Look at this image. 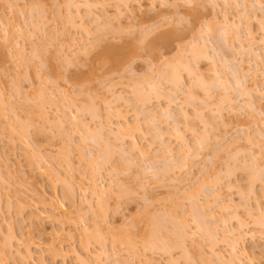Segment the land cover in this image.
Returning a JSON list of instances; mask_svg holds the SVG:
<instances>
[{"label": "rangeland", "instance_id": "obj_1", "mask_svg": "<svg viewBox=\"0 0 264 264\" xmlns=\"http://www.w3.org/2000/svg\"><path fill=\"white\" fill-rule=\"evenodd\" d=\"M115 1L117 2L90 0L89 4L94 6L88 4L92 7H89L91 11H88L92 12H89L90 15L95 16H88L87 7H81L82 4H79L78 11L75 10L76 6H73L75 9L70 7L71 13L75 14V23L78 24L76 27L86 26V23L88 28L90 26L89 32L85 33L79 28L74 29L68 21L67 6L70 0H0V264H39L41 260L47 259L48 253L45 250L51 245L52 238L49 235H40L41 229L47 233L60 230L59 235L62 236L61 241L66 250L80 251L83 256H90L91 260H95L96 264H166L172 260H175L174 264H224L212 256L214 249L224 260L229 258V245L223 239L224 230L234 228L239 231L241 222L248 225L243 224V227L247 228H242L241 232L255 229V215L254 212L247 213V208L250 207H247V202L256 205V198L247 194L253 193L256 188V191L261 190V203L257 202L264 208V97L260 99L257 93L253 94L258 87L264 89L261 76L264 74V0H216L213 3L212 0H165L166 3L161 0H140L138 4L135 0H128L127 3L122 0L126 3L125 6ZM79 15H82L81 18ZM96 15L99 16L100 22L97 20L99 18L95 19ZM88 17L93 18L87 20ZM82 18L86 21L81 20ZM219 22L231 26H226L229 28L226 30L227 34L220 29ZM156 26L162 28L156 34L159 36L166 32V39H154L157 36L155 33L151 35L153 32L150 30ZM249 33L257 39V53L262 56L260 61L246 55L247 51L241 56L235 48L237 39H241L247 50ZM107 45L115 47L113 59L110 58L111 55L102 54L104 47L106 51L109 50ZM204 51L210 62L208 58L204 60ZM198 53L204 55L203 58ZM181 54L182 58L192 56V60L198 62L193 61L195 63L191 62L192 65L189 63L192 60L188 62L186 57L182 60L179 56ZM176 57L182 60L179 62L182 63L181 69L188 64L187 66L191 65L195 70L192 68L193 78L188 76V72V75L186 74V70L182 71L185 87L180 86L183 91L179 89L181 92L177 90L172 93L171 90L167 92L172 87L170 83L165 84V81H168L159 76L162 77L164 73L162 70L165 68V62H173ZM226 60L232 69L225 70L223 62ZM183 61L186 64H183ZM244 61H250L253 65L248 66ZM196 63L197 66H194ZM214 63H217L216 67ZM211 64L214 70L218 66V71H221L222 76L229 77L228 80H231L232 84L233 71L239 69V65H244L245 73L251 74L246 79L247 87L250 91L255 89L252 91L255 96H252L253 101H256L258 111L263 114L258 115L249 109L248 105L246 106V97L237 98L233 90L235 83L233 88L230 85L227 89L214 88L215 91L212 88L210 91L206 89L208 86L203 88L204 86L199 85L195 81L199 73L195 71L199 70L200 74L202 72L205 75L203 76L211 81L215 72H212ZM197 67L199 68L196 70ZM138 84L147 88L140 87L144 93L142 90L138 92L143 93L141 96L145 100L138 99ZM149 84L152 87L156 84L159 86L150 89ZM158 87L160 91L157 90ZM231 88L232 90H229ZM226 90L230 93L228 100H238L229 103L226 95L224 96ZM166 92L167 95H178V111L184 108L183 113L186 114L187 111V114H190V119L185 115V118H188L186 121L184 115V119H181V114L175 112L180 114L177 115L182 122L178 119L180 128L174 123L173 128L172 121L161 117L163 115L160 109L167 107L168 103V96H163ZM110 105L116 111L123 112L122 117H111L110 114H115V109H109ZM8 106L13 107L14 113ZM205 106L213 112L209 113ZM147 107L158 119V124L162 122L159 126L165 129L162 130L164 133H160L161 130L157 132L155 123H150L152 121L146 120L148 126L144 124L142 113L149 112ZM216 108L221 109L220 112ZM142 109L144 111L141 113ZM196 109H202V112L204 110V117L201 116L202 112L198 111L199 115L196 114ZM93 111L99 112L97 118ZM70 112L79 116L78 122L84 123L91 132H88V129L82 130L78 124L67 118L66 115H70ZM138 112L141 116L137 115ZM214 112L219 113L213 115ZM217 115L220 121L215 119ZM138 117L143 119L139 124ZM197 117L202 118L199 120ZM201 119L205 120L207 125L211 123L213 126H202L205 123H202ZM60 121L64 122L63 127L58 125ZM99 121L105 127L103 124V127H100ZM123 122H130V126L137 124V127L144 129V135L137 136L145 147L144 152L150 154L145 157H149L145 158L140 152L132 150L130 155H122V158L125 156L124 161H129V156H132V164L131 161L126 162L129 165L122 161V153H117L116 150H119L117 146L123 140V134L119 131L121 136H118L119 133L115 132L118 131L117 127L113 125H122ZM106 127L113 128L115 133L113 130L110 133L111 128L105 129ZM192 127L197 134L192 132ZM203 127L207 128V132ZM100 128L105 129L101 130L102 133L105 132L103 136L107 132L112 134L111 136L107 133L105 138L101 137L108 142L90 140L97 138ZM175 128L177 131L183 128L181 132L185 133L188 143L193 146L190 147V153L194 159H185V154V158L183 155L179 158L180 155L175 154L179 167L174 163L172 168L166 169V166H163L165 161H157V158L162 154L160 149L169 146L167 144L179 154L181 144L178 142V132L173 133ZM159 134L166 137H159ZM198 134H202V142V137H198ZM156 136L160 140H166V145H162L159 139L157 141ZM196 136L201 137L199 142ZM116 137L122 138L120 140ZM125 139L120 146L124 144L125 149H128L127 146L130 149V142ZM196 143L201 144L198 146ZM109 144L116 150H108ZM107 150L110 151V156L106 158L104 154ZM40 156L47 162L40 164ZM103 157L106 160H103ZM101 161L105 162L100 164ZM153 161L159 169L155 176L145 170L151 165L156 166ZM44 165L53 167L60 174L55 182H52V179H55L52 175L47 176V172L42 174L41 168ZM97 165L99 168L103 165L101 171ZM95 168L99 170L95 171ZM256 171L261 180L255 174ZM253 177L259 178L257 182ZM253 184L255 188L252 187ZM211 189L218 199H215L216 195L210 196ZM95 190H102V193L94 195ZM54 197L64 200L67 211L65 218H62L61 212L54 209ZM194 202L199 204H195L196 210L207 202L209 208L202 206L203 209H209L212 214L224 217L227 221L225 228L216 226L217 228L213 229L215 234H218V243L213 249L208 243L209 240L202 237L204 235L201 236V232L195 228L193 219L198 218L199 212L196 213L195 207L191 205ZM208 202L211 203L210 206ZM102 203L108 208L106 211L98 209V205ZM224 206L226 209H222ZM179 220L188 221L192 228L190 231L193 235L187 238L184 245L177 244L176 239L171 238L172 228ZM96 225L100 226L102 237L97 235ZM260 230L255 229V240L241 243V249L246 248L249 256L241 257L243 264H264V230H261L262 235ZM151 236L155 239L152 240L155 242L152 248L148 246V243L152 242ZM123 238H129L136 249L129 251L124 245L125 239L122 241ZM29 239H34L37 246L31 247L33 258L25 261L19 252L25 254L28 245L25 241ZM86 239L89 240L88 248L83 247ZM147 239L150 242H147ZM160 240H165L163 243L167 247L170 245V248L162 247ZM174 241L176 243H173ZM146 243L147 247L144 246ZM55 246L59 247V242H56ZM72 260L69 257L66 264H77ZM51 263L62 264L61 261Z\"/></svg>", "mask_w": 264, "mask_h": 264}, {"label": "bare ground", "instance_id": "obj_2", "mask_svg": "<svg viewBox=\"0 0 264 264\" xmlns=\"http://www.w3.org/2000/svg\"><path fill=\"white\" fill-rule=\"evenodd\" d=\"M89 1L90 0H76V1H74V0H70V4L68 3V10H69V13H68V21H69V23H71L72 24V26H74V29H75V27H76V25H78V24H76L75 22V19H74V17L75 16H73V15H75V14H72L71 12H72V10H70V7H72L73 9H75L74 7L76 6V9L75 10H79L80 8H79V6L81 5V7H83V8H86L87 9V11L90 9V8H92L94 5H92L91 3L89 4ZM124 1V0H123ZM127 1L128 0H125V2L127 3ZM136 1V3L138 4V2H140V0H135ZM134 1V2H135ZM165 2V0H161V2L162 3H164ZM216 0H212L211 1V3H213V2H215ZM81 2V3H80ZM117 2L119 3V4H124V6L126 5V3H123L122 2V0H120V1H118L117 0ZM116 1H115V3H117ZM121 2V3H120ZM84 3V4H83ZM132 3H133V1H132ZM166 3V2H165ZM80 4V5H79ZM88 4L89 5H91V6H88ZM217 5V4H216ZM74 6V7H73ZM127 6H129V5H127ZM214 6H215V4H214ZM90 7V8H89ZM71 8V9H72ZM95 8V7H94ZM126 8V7H125ZM77 10V11H78ZM93 10V9H92ZM86 11V10H85ZM90 11H91V9H90ZM90 11H88V14H89V12ZM92 12H90V14H91ZM88 15V16H95V14L94 15ZM77 15V14H76ZM80 16V15H79ZM82 16V15H81ZM81 16H80V18H81ZM84 16V15H83ZM86 16H87V13H86ZM86 16H84L85 18H86ZM85 18H82L81 20H85ZM89 18H91V17H88L87 18V20L89 19ZM93 18V17H92ZM92 18L90 19V20H92ZM97 18H99V16L97 17V15H96V18L95 19H97ZM25 20H27V17H26V19ZM29 20V19H28ZM30 20H31V18H30ZM29 20V22H31ZM89 20V21H90ZM97 20H99V22H100V18L99 19H97ZM86 21V20H85ZM95 20H93L92 22H94ZM83 22V21H82ZM97 22V21H96ZM98 22V23H99ZM179 22V21H178ZM32 23V22H31ZM30 23V24H31ZM95 23V22H94ZM169 23V22H168ZM176 23V22H175ZM83 24H85V22L83 23ZM165 24H167V23H165ZM177 24V23H176ZM80 25H82V24H80ZM170 25V24H169ZM219 27H220V29L221 30H223V32H225L226 30H229V28H227V27H230L231 28V26H229V24L228 23H226L225 24V22H223V23H221V22H219ZM263 25V24H262ZM100 26H101V24H100ZM154 26V25H153ZM152 26V27H153ZM166 26V25H165ZM227 26V27H226ZM233 26V25H232ZM151 27V28H152ZM79 28V26L78 27H76V29H78ZM161 27H157L156 26V28L154 27V28H152L150 31H151V33L153 32V34H151V33H149L148 31H146V32H148L149 34H151V35H155L156 34V32L157 31H159L160 32V30L162 29H160ZM82 30V31H84L85 33H88L89 32V30H90V26H89V28H88V25H87V23H86V26H84V25H82V27L81 28H79V30ZM150 29V28H149ZM148 29V30H149ZM239 29V28H238ZM80 30V31H81ZM222 32V31H221ZM155 33V34H154ZM158 33V32H157ZM226 34H227V31L225 32ZM108 34V33H107ZM117 34V33H116ZM120 34V33H119ZM106 35V34H105ZM145 35H147V33L145 34ZM151 35H149V36H151ZM104 36V35H103ZM107 36V35H106ZM112 36V35H111ZM156 36L157 37H154V39L156 40V39H166L167 37V33L165 32V33H161V35H159L158 36V34H156ZM169 36V35H168ZM249 36L250 37H248V38H250V42H249V46H248V48H247V50H245L246 49V46L244 47L243 46V43H242V41H241V39H237V38H240V37H237L236 39L238 40L237 41V46H235V48L238 50V54H240L241 56H243L244 55V53H245V51H247V54L246 55H250V56H253L252 58L254 59H256V60H258L259 59V61L261 60L260 59V57H262L261 56V54H259V53H257V48H256V41H257V39L255 38V36L251 33H249ZM105 37V36H104ZM103 37V38H104ZM148 37V36H147ZM106 38V37H105ZM118 39V38H117ZM264 39V38H263ZM111 40V39H110ZM115 40V39H114ZM101 41V40H100ZM107 41V40H106ZM111 41H113V40H111ZM109 42V41H108ZM114 42V41H113ZM261 42H262V40H261ZM104 43V42H103ZM263 43V42H262ZM109 44V43H108ZM99 45V44H98ZM198 45V44H197ZM137 46V45H136ZM192 46H193V44H192ZM202 46V45H201ZM203 46H205V45H203ZM104 47V46H103ZM109 47V48H108ZM120 47V46H119ZM123 47V46H122ZM200 47V46H199ZM138 48V47H137ZM193 48H194V46H193ZM204 48H206V46L204 47ZM107 49H109V50H107L106 51V49H105V47L103 48V50H102V54L104 53L105 55H111L110 56V58L111 59H113L114 58V56H115V47L113 46H108L107 45ZM119 49V48H118ZM190 49H192V48H190ZM189 49V50H190ZM120 50V49H119ZM180 51H181V49H179ZM192 50H194V49H192ZM199 50H200V48H199ZM106 51V52H105ZM183 51V50H182ZM113 52V53H112ZM192 52H194V51H192ZM178 53H179V51H178ZM177 53V54H178ZM195 53H196V51H195ZM202 53V52H201ZM204 53V55H205V59L204 60H206L208 57L206 56V51H204L203 52ZM180 54V53H179ZM237 54V55H238ZM190 55H192V53H190ZM198 55H201V54H199L198 53ZM197 55V56H198ZM203 55V56H204ZM176 56H178V55H176ZM179 56H181V58H182V54L181 55H179ZM194 56V55H193ZM202 56V55H201ZM201 56H198V57H201ZM203 56H202V58H203ZM185 57L186 56H183V58L185 59ZM192 56H190V58H189V56L188 57H186V61H190V59L192 60V58H191ZM194 57H196V55L194 56ZM211 57V56H210ZM102 58V57H101ZM116 59H118V57L116 56L115 57ZM177 58V59H176ZM176 58H174L173 60V62L170 60H165L166 62H165V64H164V66H165V68H167L166 70H162V71H164V73H163V75H167L166 77L165 76H163L162 75V77L161 76H159V78H161L162 80L163 79H165V80H167L168 82H166L165 81V84L166 83H170V86H172L171 88H167L168 89V91H167V89H166V91L167 92H169L170 90L172 91V93H175L177 90H181L182 89V91H183V88H181L180 86H184L185 84H183V82L185 81V77H183V75H182V71H185L186 72V74H187V72H188V74H190V75H188L189 77H191V78H193L192 77V75L191 74H194L193 72V69L192 68H194V67H192L191 68V65L190 66H185V67H183V68H185L184 70H183V68L181 69L180 67H181V65H182V63L180 64L179 62H181L182 60H183V58H182V60L180 59V57H176ZM189 60H188V59ZM201 58V59H202ZM195 59H197V58H195ZM199 59V58H198ZM201 59H199V60H201ZM254 59V60H255ZM115 60V59H114ZM181 60V61H180ZM210 60V58H208V61ZM212 60H213V58H212ZM215 60V59H214ZM250 61H252V59H249ZM253 60V62L255 63V61ZM102 61V60H101ZM104 61H106L105 59H104ZM118 61V60H117ZM164 61V60H163ZM193 61H195V60H192V61H190L189 63L190 64H192L191 62H193ZM197 61V60H196ZM195 61V62H196ZM223 61V60H222ZM250 61H244L243 63L244 64H246V65H248V66H251V65H253V64H251V62ZM187 62V63H188ZM195 62H193V64L195 63ZM198 62V61H197ZM199 62H201V61H199ZM210 62V61H209ZM163 63V62H162ZM222 63V62H221ZM178 64H180L179 66H178ZM183 64H186V62L184 63V61H183ZM192 64V65H193ZM215 64H217V63H214V67H216V65ZM223 65H224V67H225V70L226 69H232V66L229 64V61H225V62H223ZM254 65H256V64H254ZM194 66H197V63L194 65ZM211 68H212V72H213V70H214V67H213V64H211ZM220 66V65H219ZM222 67V66H221ZM220 67V68H221ZM253 67V66H252ZM180 68V69H179ZM199 67H197L196 68V70L198 69ZM217 68H218V66H217ZM216 68V69H217ZM239 69H236V70H234L233 72V81H234V83H235V87L233 86V84H232V82H231V80H228L229 79V77L227 78V77H225V76H222V74H221V71H218V69L216 70H214L215 72H213L214 73V75H213V78H211V79H213V80H211V81H209V79L208 78H206V77H204L205 75L204 74H202V72H201V74H200V71L198 72V71H195L196 73H199V75L198 76H196V74H195V76L197 77V80H195L196 82H198V84L199 85H202V87L203 88H205V86L207 87L208 86V88H206V89H209V91H210V89L212 88V90L214 89V88H221L222 87V89H227V88H230V85H232V88L234 87L235 89H233V90H235L234 92H235V95L237 94V98H239V97H246L247 98V100L245 101L246 102V106L247 107H249V109H251L253 112H256L258 115H262L263 113H261L260 111H258V108H257V103H256V101L254 102L253 100H254V98L253 97H255V96H253L252 95V91H255V89L254 90H251L250 91V88L249 87H247V83H246V79H247V77H249L250 75H248L247 73H245V68H244V65L243 66H240L239 65V67H238ZM255 68V67H254ZM152 69V68H151ZM154 70V69H153ZM152 70V71H153ZM194 70H195V68H194ZM155 71V70H154ZM166 71V72H165ZM223 73H224V71H222ZM256 72V71H255ZM167 73V74H166ZM159 75H161V73L159 74ZM204 75V76H203ZM254 75H256V74H254ZM148 76V75H147ZM146 76V77H147ZM262 76V78H263V83H264V74H262L261 75ZM146 77H145V79H146ZM165 77V78H164ZM255 77H257V76H255ZM260 77V76H259ZM144 78V77H143ZM142 78V79H143ZM149 80V79H148ZM159 80V79H158ZM161 81V80H160ZM153 82V81H152ZM164 82V81H163ZM195 82V85L197 84ZM155 83V82H154ZM143 84H144V82H143ZM142 83H141V85H143ZM151 84V83H150ZM149 84V86H151L152 87V85H150ZM164 84V83H163ZM172 84V85H171ZM198 84H197V87H199L198 86ZM139 85V84H138ZM141 85H139V88H138V86H137V92H136V90H135V92L136 93H138L139 92V90H142V89H145L146 87H144V88H142V86ZM154 85V84H153ZM168 85V84H167ZM146 86V85H145ZM148 86V87H149ZM157 86H159V85H157L156 84V86L155 87H149L150 89H153V88H157ZM164 86V85H163ZM169 86V87H170ZM140 87L142 88V89H140ZM185 87V86H184ZM201 87V88H202ZM210 87V88H209ZM202 88V90H204ZM232 88L231 89H229V90H232ZM147 89V88H146ZM258 89V90H257ZM256 89V91L253 93V94H255V93H257L258 95H259V98L260 97H264V89L262 90L261 88H257ZM259 89H261V90H259ZM157 90H159V87H158V89ZM164 91H165V89H163ZM179 90V91H180ZM216 90V89H215ZM215 90H213V91H215ZM229 90H228V92H229ZM237 90V91H236ZM149 91H151V90H148V92ZM155 91H156V89H155ZM160 91V90H159ZM163 91V92H164ZM170 91V92H171ZM178 91V92H179ZM205 91V90H204ZM142 92L144 93V91L142 90ZM147 91H146V93H148ZM153 92V91H152ZM161 92H162V90H161ZM167 92L165 93V95H163V96H166L167 95ZM177 92V93H178ZM181 92V91H180ZM208 91L206 90V93H207ZM227 92V90H226V92H225V94H224V96H225V98L228 100V98H230L229 97V95L228 94H230V93H228ZM142 93V94H143ZM145 93V94H146ZM172 93H170L171 95H167L168 96V103H167V107H165L164 106V108H161L160 110H162V115L163 116H161V114H160V116L161 117H164L165 119L164 120H168V121H172L171 122V124H177L179 121H180V123H182L181 122V119H184L185 118V115H187L186 117H188L189 118V116H190V114H187V111H186V114H184L183 113V110H184V108H180V110L178 111V109H179V105H178V101H177V96L178 95H175L174 96V94H172ZM176 93V94H177ZM209 93H211V92H209ZM140 94V96H138ZM141 94V91H140V93H138L137 94V96L139 97L138 99H140V98H143V96H141L142 95ZM149 94H151V93H149ZM155 93H153V95H154ZM158 94H160V92H158ZM161 95V94H160ZM173 95V96H172ZM208 95V94H207ZM228 95V96H227ZM166 96V97H167ZM173 97V99H171L170 97ZM190 96V94L188 95V97ZM192 96V95H191ZM239 96V97H238ZM253 96V97H252ZM144 97H145V95H144ZM150 97V96H149ZM156 97V96H155ZM160 97V96H159ZM175 97V98H174ZM228 97V98H227ZM190 98V97H189ZM192 98H194L193 96H192ZM224 98V99H225ZM233 98V97H232ZM236 98V100H234L233 99V101H237L238 99ZM115 99H117V98H115ZM144 99V98H143ZM146 99H148L147 97H146ZM260 99H262V98H260ZM142 100V99H141ZM145 100V99H144ZM170 100V101H169ZM226 100V101H227ZM148 101H149V99H148ZM177 101V102H176ZM229 101V103H230V101H232L231 99H229L228 100ZM232 101V102H233ZM143 102V101H142ZM144 103H146L145 101H144ZM143 103V104H144ZM148 103V102H147ZM204 104H205V102H203ZM208 103V102H207ZM207 103H206V105H207ZM245 105V104H244ZM11 106V105H10ZM10 106H8V107H10ZM107 106H109V104L107 105ZM112 105H110V107H108L109 109H111V110H114L115 108L114 107H111ZM141 107H143V106H141ZM177 107V108H176ZM206 108H208V112L209 113H212L213 112V110H212V112L209 110V107H207V106H205ZM7 108V107H6ZM10 108H12V111H13V107H10ZM10 108H8L9 110H11ZM112 108H114V109H112ZM174 108H176V109H174ZM213 108V107H212ZM223 108V107H222ZM108 109V110H109ZM147 109H148V107H147ZM150 109V108H149ZM149 109L147 110V111H149ZM217 109V108H216ZM111 110H110V113H111ZM144 110H145V107H144ZM143 109L140 111L141 113H142V111H144ZM219 109H217V111H218ZM221 110V109H220ZM220 110H219V112H220ZM96 111V110H95ZM95 111H93L94 113H93V115L94 116H96L95 118H97V115L99 116V112L97 111V112H95ZM151 111L152 110H150L149 112H146L145 111V113L143 112L142 113V117H144V119L145 120H143L142 119V117H140L141 119H139V117H138V120L139 121H137V124H139V122H140V120H143L144 121V124L146 123V120H147V122H148V120H149V122L150 121H152V122H150V123H155L154 124V126L155 127H157V132L158 131H160L161 130V132L160 133H164V132H162V130L163 131H165V129H163V127L161 126V128H160V126H159V124L161 125V120L159 121V122H161V123H159L158 124V122L156 121V117H155V115H153V113H151ZM179 112L180 114H181V116H180V114L179 113H175V112ZM195 111V110H194ZM196 111H197V109H196ZM198 111L199 112H202V109H201V111L198 109ZM198 111L196 112V114L198 113ZM206 111V110H205ZM216 111V110H215ZM140 112H138V116H141V115H139V113ZM185 112V111H184ZM218 112V113H219ZM12 113H14V111L12 112ZM98 113V114H97ZM113 113V112H112ZM115 114H110V116L111 117H113L112 115H118V117H122V114H123V112L121 113V111H116V109H115V112H114ZM117 113V114H116ZM150 113V115H147V114H149ZM195 113V112H194ZM193 113V114H194ZM203 113H204V110H203V112L200 114L202 117H204L203 116ZM217 112H214L213 113V115L214 114H218ZM66 114V113H65ZM64 114V115H65ZM70 115H66V117L67 118H69L72 122H74L75 124H78V126L82 129V130H85V131H87V129L89 130V128H86L87 126L84 124V123H81V122H78V121H80V120H78V118H80L79 116H76L73 112H70L69 113ZM144 114V115H143ZM45 115V114H44ZM177 115H179L180 116V118H177ZM184 115V116H183ZM198 115H199V113H198ZM197 115V116H198ZM184 118H183V117ZM206 116H207V114H206ZM202 117H197V118H199V120H200V118H202ZM219 117H222V116H219ZM47 118V117H46ZM65 118V117H64ZM66 118V119H67ZM159 118V117H158ZM188 118H185L184 120H188ZM124 119V118H123ZM178 119H179V121H178ZM190 119V118H189ZM204 119V118H203ZM215 119H219L218 118V115H217V117L215 118ZM63 120V119H62ZM61 120V121H62ZM101 120V119H100ZM158 120V119H157ZM198 120V119H197ZM202 120V119H201ZM207 121H209L208 119H206ZM60 121V123H58V125H60V127H63V123L64 122H61ZM63 121H65V120H63ZM219 121H220V119H219ZM221 121H222V119H221ZM67 122V121H66ZM100 122V121H99ZM126 122V121H125ZM125 122H123V126L122 125H120V123L118 124V125H113V126H116L117 127V130L118 131H116L115 130V132H118L119 134H118V136L120 135V132L123 134L122 135V139L124 140V138H126L125 140H127L128 139V141L130 142V143H128V145L130 144V149H131V151H130V149H129V147L127 146L126 148H128V149H125L124 147H125V145L123 144V146L121 147L120 146V143L122 144V142L124 143L125 141H123V140H121V138L119 137V138H117V139H120L121 140V142L119 143V145L117 146V149H119V150H116L114 147H112V148H114L115 150H116V152L117 151H119L120 153H122L121 154V158H122V155L124 154L125 156H128V155H130L129 153H132V150L133 151H135L136 150V152L137 153H139L140 152V155L141 156H143V157H145V155L146 154H148L147 152L145 153L144 151V146H143V144H141V140L139 141L138 140V136H137V134L139 135V134H143L144 135V133H143V131H144V129L143 128H141L140 126L139 127H137L138 125L136 124V125H134V126H130L129 124H131L130 122H129V124H128V122L127 123H125ZM185 122V121H184ZM202 123L204 122L205 123V120H202L201 121ZM101 123V122H100ZM202 123H200V124H202ZM102 124L103 123H101L99 126L100 127H105V125L103 124V126H102ZM125 124V125H124ZM142 124V123H141ZM147 124V123H146ZM174 124H173V128H174ZM185 125V127H186V123H184ZM211 124V123H210ZM210 124L209 125H207L206 123H205V125H203L202 124V126H209L210 127ZM132 125V124H131ZM152 125V124H151ZM150 124H149V126H151ZM178 126H179V124H177ZM98 126V127H99ZM111 126V125H110ZM112 126V127H113ZM142 127H143V125H141ZM147 126H148V124H147ZM153 126V125H152ZM153 126V127H154ZM176 126V125H175ZM178 126H177V128H178ZM211 126H213L212 124H211ZM134 127V128H133ZM152 127V128H153ZM58 128V127H57ZM86 128V129H85ZM107 128H111V127H106L105 129H107ZM113 128H115V127H113ZM113 128H111L110 130L111 131H109L110 133L112 132V130H113ZM151 128V127H150ZM179 128H180V126H179ZM204 129H206V132H207V128L206 127H203ZM102 129H104V128H100V129H98L99 130V133H98V136H97V138H95V139H97V140H95L94 138H92V139H90V140H94V141H98L99 140V142H100V140H103L102 138H105L104 136H106V134L108 133H106V134H104V136L102 135L103 133H105L104 131H103V133H102ZM104 129V130H105ZM156 129V128H155ZM172 129V128H171ZM183 128H181V130H182ZM189 130L191 129V127H189L188 128ZM192 129H193V127H192ZM211 129V128H210ZM62 130V129H61ZM173 130V129H172ZM181 130L179 131V129H178V131L176 130V128H175V130L173 131V133H175L176 134V132H178L177 134H178V137H177V135H175L177 138H178V142L181 144V148L182 149H184V150H181L180 151V149H179V154H178V152L177 151H175L173 148H171L170 147V144H167V145H169V146H166V147H163L162 145H164V143H165V141H163L162 139V141L163 142H161V140L159 139V137H161L162 136V138L164 137H166V136H163V134H159V135H157V136H159V137H154V138H156L157 139V141H158V139H159V141H160V143L162 144H160L159 142H157L159 145H161L162 147H163V149L161 150L160 149V152L162 153L161 155H159L160 157H162V158H159V156L158 155H156V156H158V160L157 159H155L154 160V158L152 159V158H150V160H154V161H161V160H163V161H165V163H163V164H165V165H163L166 169L167 168H169L170 169V167L172 168V164H174V163H176L177 164V167H179V163H177V159H176V161H175V156L176 155H180V156H178L179 158L181 157V155H183L182 157H184L185 155H186V158L185 159H188V157H189V160H190V157H191V159H194L192 156H193V154H191L190 152H191V148L193 147H191L190 146V142L188 143V139H187V136L185 137L184 135H185V133L183 134L182 132H183V130H182V132H181ZM187 130V129H186ZM212 130V129H211ZM210 130V132H212V131H214V130H212L211 131ZM22 131V130H21ZM108 131V130H107ZM120 131V132H119ZM184 131H185V129H184ZM191 131V130H190ZM196 130H192V132H194V134H197V132H195ZM23 132V131H22ZM84 132V131H83ZM88 132H91L90 130L88 131ZM98 132V131H97ZM97 132H96V134H97ZM113 132H114V130H113ZM114 132V133H115ZM154 132V131H153ZM179 132H181V133H179ZM186 132V131H185ZM209 132V131H208ZM110 133H108V135H111L112 136V134H110ZM113 133V134H114ZM172 133V135H174ZM205 133V132H204ZM154 134H156L155 132H154ZM193 134V135H194ZM206 134V133H205ZM102 135V136H101ZM166 135V134H165ZM204 135V134H203ZM121 136V135H120ZM145 136H146V134H145ZM198 137L199 136H201L202 137V134L201 135H197ZM196 136V137H197ZM70 137V136H69ZM87 137H89V136H87ZM91 137V136H90ZM102 137V138H101ZM115 137V136H114ZM139 137H141L140 135H139ZM143 137V136H142ZM197 137V138H198ZM200 137V138H201ZM200 138H198L197 139V141L199 142V139ZM88 139V138H87ZM86 139V140H87ZM106 139H107V137H106ZM194 139H196V138H194ZM203 137L200 139L201 141L200 142H202L203 140ZM85 140V141H86ZM89 140V139H88ZM154 140V139H153ZM83 141H84V139H83ZM106 140L104 139L103 141H101V142H105ZM195 141V140H194ZM72 142V141H71ZM106 142H108V141H106ZM153 142V141H152ZM151 142V143H152ZM92 143V142H91ZM127 143H126V145H127ZM155 143V142H154ZM153 143V144H154ZM204 143V142H203ZM202 143V146L204 145ZM95 144V143H94ZM97 144V143H96ZM102 144V143H101ZM106 144V143H105ZM153 144H151V145H153ZM197 145L199 144H201V143H196ZM196 144H195V146H196ZM100 145V144H99ZM107 145H108V143H107ZM106 145V146H107ZM110 145V144H109ZM150 145V146H151ZM166 145V144H165ZM164 145V146H165ZM194 145V144H193ZM198 145V146H199ZM120 146V147H119ZM109 148H108V150L111 148V145L110 146H108ZM191 147V148H190ZM111 148V149H112ZM121 148V149H120ZM148 148H149V145H148ZM200 148V147H199ZM113 149V150H114ZM107 150V153L106 154H104L105 156H106V158L108 157V156H110L109 154V152L110 151H108ZM114 150V151H115ZM164 150V151H163ZM115 152V153H116ZM159 152V151H158ZM177 152V153H176ZM192 152H194V151H192ZM109 153V154H108ZM118 153V152H117ZM134 153V152H133ZM195 153V152H194ZM108 154V155H107ZM113 154V153H112ZM156 154H158V153H156ZM160 154V153H159ZM176 154V155H175ZM185 154V155H184ZM148 155H150V154H148ZM92 156V155H91ZM125 156H123V158L125 157ZM41 157V158H40ZM39 157V163L40 164H42V163H46L47 162V160H45L44 159V157H42V156H40ZM93 157V156H92ZM129 157H131L132 158V156H129ZM146 157H149V156H146ZM145 157V158H146ZM155 157V156H154ZM194 157H195V155H194ZM104 158V157H103ZM122 158V159H123ZM130 158V159H131ZM102 159V158H101ZM121 159V160H122ZM126 159V158H125ZM130 159H128L129 161H131ZM160 159V160H159ZM165 159V160H164ZM103 160H106L105 158L103 159ZM125 164H128V163H126V162H129V161H127V159L124 161V159L122 160ZM153 161V163H155ZM105 161H101L100 162V164L101 163H104ZM148 162H151V161H148ZM98 163V162H97ZM159 163V162H158ZM130 164H132V161L130 162ZM133 164H135L134 163V161H133ZM175 164V165H176ZM99 165V164H98ZM98 165H97V167H98ZM129 165V164H128ZM155 165H156V163H155ZM44 166L46 167V168H44ZM43 166V168H41V170H43L42 172V174H44V173H46L47 172V176L49 175H52L53 177L52 178H54L55 177V179H52V180H54V181H52V182H55V180H57L58 179V177H60L59 175V173L57 172V171H55L54 170V168L53 167H51V166H49V165H44ZM103 167V165L101 166L100 165V171H101V168ZM176 167V166H175ZM46 169V170H45ZM99 169H94L95 171L96 170H99ZM44 170H45V172H44ZM48 170V171H47ZM145 170H147V172L146 173H150L151 174V176L153 175V176H155V173H156V175H157V172H159L158 170V167H157V165L156 166H153V165H151V166H149L148 167V169H145ZM172 170V169H171ZM157 171V172H156ZM170 171V170H169ZM98 173H99V171H97ZM166 172H167V170H166ZM148 173V174H149ZM170 173V172H169ZM259 173H260V171H259ZM262 173V172H261ZM159 174V173H158ZM253 174H254V171H253ZM253 174H250V175H252V176H254L255 177V175H253ZM256 175H258L257 177H259L260 175L259 174H257V171H256V173H255ZM46 175V174H45ZM262 176V175H261ZM253 177V178H254ZM260 178V179H259ZM259 178H254L255 179V182H257L256 180H261V177H259ZM263 181V180H262ZM254 182V181H253ZM257 184V183H256ZM93 186H95V185H93ZM255 186V184H253V188H255L254 187ZM252 188V189H253ZM257 189V188H256ZM256 189H255V191L253 190V193H251V194H247V195H252V196H254V198H256L255 199V203H256V205H253V204H249V202H247V207H249V208H247L248 209V211H247V213H253L254 212V214L253 215H255V220H253L254 222V225L253 226H255V229L256 228H259V229H261V230H264V208H262L261 207V205L259 204V202H260V198L259 197H261L260 196V191L261 190H259V191H256ZM63 190V189H62ZM64 191V190H63ZM62 191V192H63ZM207 191V190H206ZM210 190H208V192H209ZM211 191H212V193L211 192H209V193H211L210 194V196H214V195H216L215 193H213V190L211 189ZM100 193H102V190H100V191H98V190H95L94 192H93V194L94 195H99ZM126 193V192H125ZM244 195V194H243ZM209 196V195H208ZM250 196L248 197V199L250 198ZM192 198V197H191ZM253 198V199H254ZM259 200H258V199ZM54 201H53V205H54V209H56V210H58L59 212H61L62 214H63V216H62V218L64 217L65 218V214L67 213V211H66V208H65V202H64V200L63 199H57L56 197H54ZM215 199H218V196L216 195V198ZM251 200V198L248 200V201H250ZM101 201V200H100ZM190 201V200H189ZM194 201H195V199H194ZM254 201V200H253ZM257 201H259V202H257ZM193 202V201H192ZM197 202V201H196ZM85 203H87V201L85 202ZM209 203V202H208ZM261 203V202H260ZM88 204H89V202H88ZM195 204L196 205H199L198 203H195L194 202V204H191L193 207H195V210H196V206H195ZM204 204H206V205H204ZM204 204H202V206H207V202H205ZM21 205V204H20ZM209 206L211 205V203H209L208 204ZM253 205V206H252ZM201 205H200V209L198 208V210H196V213H197V211L199 212L197 215H199L198 216V218H196L195 216H194V218H196V219H193V223L195 222V224L197 225V223H198V227H196V225H195V228H198L197 230L199 231V232H201V236H202V234L204 235V236H202V237H206V239L207 240H209V242L208 243H210L209 245H210V247L213 249V247H215L216 245H217V243H218V234H217V237H216V234H215V232L213 231V229L217 226H223L224 228L226 227L225 225H226V222L227 221H225L223 218L224 217H217L216 215H214V214H212V211L211 210H206L205 208H209L208 206L207 207H205L204 209H203V207H202ZM24 207V206H23ZM98 209H100V210H102V211H106L108 208L107 207H105V205H103V203L102 204H100V205H98ZM198 207V206H197ZM226 206H224V207H222V209H226L225 208ZM89 208H91L90 210H92V206H90ZM245 208V209H246ZM93 211V210H92ZM196 215V216H197ZM251 216H252V214H251ZM180 217V216H179ZM178 218V217H177ZM38 219V218H37ZM182 219H184V218H182ZM186 220H187V218H186ZM186 220H179L178 221V223H175V225L174 224H172V225H174L173 226V234L171 233V230H170V233L172 234L171 236V238L173 239V238H175V239H173V240H175L176 242H177V244H179V245H184L185 244V241L187 240V238L190 236V235H193L192 233H191V226L188 224V221H186ZM35 221V220H34ZM240 221H241V219H240ZM240 221L238 220V223L240 224ZM177 222V221H176ZM242 224H240L239 225V227H238V229H240L239 231L236 229H234V228H230V229H228V228H226V230H224V236H223V239L224 240H226V242L228 243V247H229V251H230V255H229V258L227 259V261L226 260H224V257H222V255H220V254H218L214 249L212 250V256H214L215 257V259L217 260H219V261H221L222 263H224V264H243V261L241 260V257L242 256H245V257H249L248 256V251H247V249L246 248H244V249H241L242 247L240 246L241 245V243L244 241H247V240H250V241H253V240H255V238H256V233L254 232L255 231V229L254 228H252V229H254V230H252V231H248V232H241V231H243V230H241L242 228H244V229H246L247 227H243V224H244V226H248L246 223H244V222H241ZM246 224V225H245ZM161 227V226H160ZM216 227V228H217ZM222 227V228H223ZM236 228V227H235ZM95 229L96 230H98V232H97V235L99 236V237H102L103 235L101 234V232L99 231V230H101V228H100V226L99 225H96L95 226ZM157 230V229H156ZM260 230V235H262L261 234V231ZM197 231V232H198ZM59 232H60V230H54L53 232H46L44 229H41L40 230V235H42V236H47V235H49L51 238H52V242H51V245L50 246H48L47 248H46V250H45V252H47L48 253V257H47V259H43V260H41L40 261V263L39 264H52L51 262H56V261H61L62 262V264H66V260H68V258L70 257L71 258V260L73 259L74 260V262H76L77 264H96V262H95V260L93 261V260H91L90 259V256H83L82 254L83 253H79L80 251H76V250H73V249H70V250H66V248L63 246V243H62V241H61V235H59ZM214 232V233H213ZM264 232V231H263ZM168 233V232H167ZM258 233V232H257ZM94 234H96V233H94ZM93 234V235H94ZM70 235V234H69ZM72 235V234H71ZM200 235V234H199ZM48 236V237H49ZM92 236V235H91ZM94 236H96V235H94ZM154 236V235H153ZM153 236H151V241L152 240H154L155 241V239H153ZM169 236V235H168ZM150 237V236H149ZM148 237V238H149ZM191 237V236H190ZM189 237V238H190ZM65 238V237H64ZM64 238H62V240L64 239ZM87 238H89L90 239V237H88L87 236ZM155 238V237H154ZM124 239L125 238H123V240L122 241H124ZM162 239H164L163 237H162ZM86 241L87 242H84V245H83V247L84 248H88V242H89V240L88 239H86ZM91 241V240H90ZM146 241V240H145ZM144 241V242H145ZM154 241H152V242H150V241H148V239H147V242H150V243H148V246H150L151 248L152 247H154L155 245H154ZM160 241H162V240H160ZM165 241V240H164ZM164 241H162V247H167L163 242ZM173 242V243H176V242ZM27 242V250H26V252H25V254L23 255L21 252H19L20 254H21V256H22V258H23V260H25V261H29L31 258H33V256H32V249H31V247L32 246H37V242L34 240V239H29V240H26L25 241V243ZM56 242H59V247H56L55 246V243ZM116 242V241H115ZM154 242V243H153ZM159 242V241H158ZM157 242V243H158ZM153 243V244H152ZM156 243V244H157ZM161 243V242H160ZM159 243V244H160ZM144 244V243H143ZM158 244V245H159ZM163 244L165 245V246H163ZM167 244V243H166ZM124 245L126 246V248L129 250V251H134L135 249H136V247H135V245L133 244V242H131V240L129 239V238H126L125 239V241H124ZM174 244H172V246H173ZM145 247H147V243H146V245H144ZM170 246V245H169ZM168 246V247H169ZM150 247H148V248H150ZM167 247V248H168ZM159 248H160V246H159ZM170 248V247H169ZM103 249H104V247H103ZM147 249V248H146ZM161 249H163V248H161ZM87 250V249H86ZM150 250V249H149ZM153 250H155V248H153ZM165 250V249H164ZM168 250V249H167ZM102 251H104V250H102ZM106 251V250H105ZM251 256H252V254H251ZM250 256V257H251ZM250 259V258H249ZM72 260V261H73ZM175 261V260H174ZM174 261L172 260V261H170V262H167L166 264H174ZM250 262H252V261H250ZM251 264H253V263H251Z\"/></svg>", "mask_w": 264, "mask_h": 264}]
</instances>
